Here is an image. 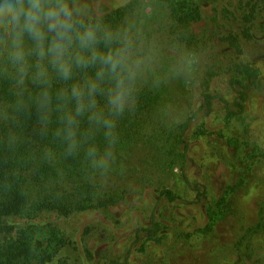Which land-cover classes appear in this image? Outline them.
Here are the masks:
<instances>
[{"label": "rangeland", "instance_id": "obj_1", "mask_svg": "<svg viewBox=\"0 0 264 264\" xmlns=\"http://www.w3.org/2000/svg\"><path fill=\"white\" fill-rule=\"evenodd\" d=\"M116 1L97 0L103 12L116 6ZM246 1L206 0L201 15L190 22L189 78L182 82L183 110L178 109L183 143L176 153L181 157L172 155L171 167L159 171L154 182L153 170L146 182L141 162L125 156L124 168L117 154L114 180L127 190L126 201L62 219L60 233H68L71 239L57 250L37 236L49 231L52 221H25L37 230L27 245L31 264L60 257L68 264H264V32H255V26L251 38L242 35ZM143 2L148 6L142 15L129 16L123 23L138 20L149 37L161 27L168 28L170 23L156 8L157 0ZM231 36L239 38V52L230 47ZM217 58L224 64L213 68ZM158 79L160 87H168ZM232 79L239 80L247 93L244 111L238 115L228 112L237 111L234 101L241 90L230 86ZM204 81L214 97L210 112L202 109ZM132 166L136 177L126 169ZM160 185L175 193L174 203L160 195ZM156 220L164 223L170 236L160 245L150 242L143 251L147 241L142 230ZM249 230H255L249 240L255 253L249 248L243 254L236 245Z\"/></svg>", "mask_w": 264, "mask_h": 264}, {"label": "clouds", "instance_id": "obj_2", "mask_svg": "<svg viewBox=\"0 0 264 264\" xmlns=\"http://www.w3.org/2000/svg\"><path fill=\"white\" fill-rule=\"evenodd\" d=\"M143 6L132 13L138 17ZM97 0H0V124L19 127L33 113L37 135L50 142L42 159L78 158L85 180L106 181L118 167V124L137 111L162 51L138 20L112 25ZM187 61L176 58L175 74ZM9 149L19 142L9 130ZM48 145H57L53 149Z\"/></svg>", "mask_w": 264, "mask_h": 264}, {"label": "trees", "instance_id": "obj_3", "mask_svg": "<svg viewBox=\"0 0 264 264\" xmlns=\"http://www.w3.org/2000/svg\"><path fill=\"white\" fill-rule=\"evenodd\" d=\"M204 1L206 0H157L156 8L170 25L166 29L161 27L158 32L155 30L152 35L150 34V38L160 43L162 51L159 63L161 70H158V65L156 78L159 76L158 78L163 79L168 87L154 88L149 80L148 85L140 93L135 114L126 115L118 124L120 143L117 154L122 156L120 158L122 165L125 168L127 164L124 163L125 156L141 162L144 165L142 178L146 182L150 180V173L153 170L154 182L159 171L163 172L171 167L172 155L181 157L176 153L180 149V143H183L182 134L179 132L178 109L183 110L185 93L182 84L188 82L189 77L187 67L182 74H175L176 58L182 57L188 62V56L192 54L193 38L192 35L189 36L190 22L201 15ZM116 3L119 5L116 4L103 12V19L114 26L123 24V21L140 9L141 5L143 8L148 6L142 3V0H117ZM243 8L246 13L243 16L245 29L242 35L251 38L252 28L255 26L256 28H253L255 32H264V18H261L264 14V0H247ZM141 15L140 12L138 17ZM156 15L160 17L158 13ZM228 42L236 52L240 51L239 38L231 36ZM223 64L224 60L217 58L212 65L216 68ZM162 68L165 69L166 75ZM251 83L254 85V80ZM201 85L202 109L210 112L214 97L208 91V83L204 81ZM230 86L233 88L239 86L241 90H238L234 101V106L238 107L237 111L228 112L231 115L242 114L247 100V93L243 90L244 85L239 80L232 79ZM10 90L7 81H0V98L11 99ZM9 130L14 131L19 138L14 149H9L5 142ZM37 130L35 113L31 119H22L19 127L11 123L0 124V264H31L27 245L29 238L36 235L37 230L25 221L28 222L32 218L44 220L46 218L52 221L50 230L40 231L37 236L47 245H54L57 250L71 239L68 233H60L58 223L62 219H68L85 209L115 207L126 201L128 197L127 190L114 180V171L103 182L99 178L93 182L85 180L81 164L82 154L75 159L45 162L42 159V150L50 142L39 137ZM48 146L59 150L57 145ZM150 152L154 155L151 156ZM126 169L131 170L136 177V169L133 166ZM159 188L160 195L168 203L176 201L175 193L171 189L163 185ZM243 225L239 226L242 228ZM150 226L142 230L147 241L141 246L143 251L147 250L150 242L160 245L170 236V230L159 220L152 221ZM254 232L255 230H249L236 245L238 252L246 254L251 248L255 253V248L249 244ZM89 250L88 252H91ZM43 264L68 263L65 258L60 257Z\"/></svg>", "mask_w": 264, "mask_h": 264}]
</instances>
